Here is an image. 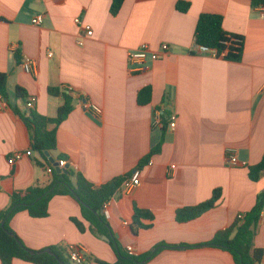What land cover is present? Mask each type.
Here are the masks:
<instances>
[{
    "label": "crops",
    "instance_id": "0c3cea01",
    "mask_svg": "<svg viewBox=\"0 0 264 264\" xmlns=\"http://www.w3.org/2000/svg\"><path fill=\"white\" fill-rule=\"evenodd\" d=\"M182 1L190 4L184 13L176 10L178 0H125L112 16L111 0H0V73L7 77L8 91L7 97H0V210L10 206L13 191L52 182L48 162L32 150L31 132L14 111L56 117L63 99L49 92L51 88L71 86L74 97L71 114L57 128L56 149L46 156L57 163L64 157L67 168L96 186L133 172L164 139L160 153L151 158L153 164L141 168V184L110 201L109 237L89 228L75 199L55 196L46 217L34 219L21 211L10 219L26 247L39 251L79 246L87 250L85 264H113L117 254L112 239L134 255L160 242L197 245L249 212L258 193L264 192V173L258 181L248 176L264 155V17L256 8L264 0ZM38 14L44 17L40 26L32 23ZM202 14L221 15L224 30L242 36L239 61L198 52L194 32ZM78 17L91 26V37H83ZM163 43L170 45L168 54L131 70L129 51L142 44L157 51ZM27 56L36 61L34 74L21 67ZM147 86L151 99L140 105L138 94ZM18 87L26 91L25 98L17 97ZM31 96L34 106L27 108ZM84 101L102 107L103 114L85 111ZM156 110L164 112L159 127L153 126ZM172 112L178 117L174 130L168 127ZM228 150L240 164H230ZM18 151L24 156L12 164L10 158ZM215 189L222 192L214 208L177 222L178 210L208 200ZM136 208L148 210L153 219L143 221L149 229L134 234ZM73 218L83 222L84 233ZM254 243L264 254V211ZM147 264L235 263L222 249L190 247L164 248Z\"/></svg>",
    "mask_w": 264,
    "mask_h": 264
},
{
    "label": "trees",
    "instance_id": "16d2710c",
    "mask_svg": "<svg viewBox=\"0 0 264 264\" xmlns=\"http://www.w3.org/2000/svg\"><path fill=\"white\" fill-rule=\"evenodd\" d=\"M125 0H111L109 12L112 16L118 14ZM257 3V0H255ZM188 2L178 0L177 11L184 13L189 9ZM195 43L197 46H207L210 49L217 50L222 59L226 61L237 62L243 53V38L240 35L228 34L223 28V19L221 15L202 14L199 16L194 32ZM51 93H58L63 99V104L58 108L57 116L48 118L38 115L31 111L29 114H22L20 110L14 111L22 117L31 132V148L41 155L48 162V166H53L49 162L46 152L56 149L57 145V128L73 110L74 91L55 90L51 88ZM7 77L0 73V97H7ZM152 90L147 86L140 90L137 102L140 105L147 104L151 99ZM26 91L20 87L17 88V97L25 98ZM50 126H53L50 129ZM164 139L155 145L139 162L137 168H142L150 162L151 158L160 153ZM64 158V157H60ZM132 173V172H131ZM131 173L118 175L109 182L96 186L86 180L80 172L71 168H64V171L58 173L53 166L52 182L47 187L31 186L25 190H15L10 194V206L7 209L0 210V263L13 264L15 260H22L32 264H74L69 259L68 248L50 246L52 253L45 250L34 251L24 245L20 238L14 233L9 225L10 219L21 211H26L34 219L46 217L48 214L50 201L55 196H70L75 199L81 208V216L86 220L90 229L95 230L99 235L109 237L111 228L103 212L105 202L112 199L125 179ZM264 173V155L261 161L251 166L248 170V176L252 181H258L261 174ZM221 190L215 189L211 197L196 205L189 206L177 211L176 220L179 223L194 220L199 215L214 208L221 199ZM264 211V192L258 193L253 208L244 214L240 219L239 215L235 216L232 223L224 230H221L204 243L193 244H170L160 242L155 245L149 252L142 255H134L125 250L117 239L110 240V246L117 254L116 261L113 264H147L164 248H200L215 247L229 252L235 264H262L263 251L258 248L254 239L257 235L260 216ZM153 216L148 210L135 209L132 217L131 228L136 234L140 229H149L151 226L143 221H152ZM73 223L79 230L84 233L87 229L82 221L78 218L72 219ZM101 264L103 263L98 260ZM85 264V263H84Z\"/></svg>",
    "mask_w": 264,
    "mask_h": 264
},
{
    "label": "built area",
    "instance_id": "2783aa9c",
    "mask_svg": "<svg viewBox=\"0 0 264 264\" xmlns=\"http://www.w3.org/2000/svg\"><path fill=\"white\" fill-rule=\"evenodd\" d=\"M256 8L259 10L258 11L259 14L264 17V3L258 4ZM43 19H44L43 15L38 14L32 18V23L34 25L40 26L43 23ZM75 22L83 31L84 38L91 37L93 35L91 26L85 25V23L82 21L81 18L79 17L76 18ZM78 43L80 45H83L84 39L82 38L81 40L78 41ZM197 49L200 54H206L210 57H221L222 58V56H224L225 54L224 53L222 55L221 54L219 55L217 50L210 49L207 46H197ZM169 50H170V45L168 43L161 44L159 50L157 51H153V49H151L147 44H142L139 48L129 51L127 53V61L132 71H139L147 63V61L151 60L152 62H155L159 60L160 58H162L164 55L168 54ZM48 55L51 56L52 53H49ZM21 67L27 74L36 73V61L29 56L24 57L22 59ZM65 90L71 92V91H74V88L69 86V87H66ZM34 102H35V97L33 96L29 97L26 102V107L32 108L34 106ZM83 107L85 111H88L94 114L95 116H101L103 114L102 107L92 102L84 101ZM163 117H164V112L162 110H156L154 112L153 126L154 127L161 126ZM177 119H178L177 114L172 112L170 114V122L168 124L169 129L174 130L176 128ZM23 156H24L23 152H19V151L15 152L14 154H12L10 161L12 162V164H14L16 161L21 160ZM227 156H228V161L230 162V164L232 165L240 164L233 150H228ZM148 164L152 165L153 163L150 160ZM66 165H68L66 160L60 159L58 161V167L60 169H64ZM174 168L175 166L172 167V169ZM46 171L47 173L52 174L53 166H48L46 168ZM140 184H141V169L136 168L135 170H133L131 175L123 181L122 186L120 187L116 195L112 199L104 203L102 213L105 215V217L106 218L108 217L107 212H108L110 201H112L116 196L128 194L130 191L137 188ZM243 216L244 215H239V218L241 219ZM68 252H69V259L74 264H84L85 263V259L88 255L87 250L85 248L79 247V246H70L68 248Z\"/></svg>",
    "mask_w": 264,
    "mask_h": 264
},
{
    "label": "water",
    "instance_id": "95a60500",
    "mask_svg": "<svg viewBox=\"0 0 264 264\" xmlns=\"http://www.w3.org/2000/svg\"><path fill=\"white\" fill-rule=\"evenodd\" d=\"M45 154H46L47 156L49 155L48 152H46ZM50 160H51V162L54 163V167H55V169H56V171H57L58 173H61V172L64 171V169H60V168L58 167V163L55 162V160H54L53 158H50ZM65 168H67V167H65ZM103 239L106 240V241L108 240L106 237H103ZM45 252H47V253H52V251H51L49 248H47V249L45 250Z\"/></svg>",
    "mask_w": 264,
    "mask_h": 264
}]
</instances>
